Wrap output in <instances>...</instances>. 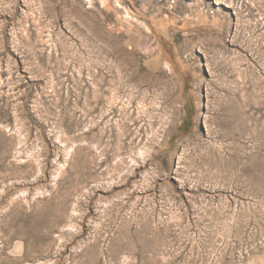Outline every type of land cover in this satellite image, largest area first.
I'll list each match as a JSON object with an SVG mask.
<instances>
[{
  "label": "rangeland",
  "instance_id": "obj_1",
  "mask_svg": "<svg viewBox=\"0 0 264 264\" xmlns=\"http://www.w3.org/2000/svg\"><path fill=\"white\" fill-rule=\"evenodd\" d=\"M0 264H264V0H0Z\"/></svg>",
  "mask_w": 264,
  "mask_h": 264
},
{
  "label": "bare ground",
  "instance_id": "obj_2",
  "mask_svg": "<svg viewBox=\"0 0 264 264\" xmlns=\"http://www.w3.org/2000/svg\"><path fill=\"white\" fill-rule=\"evenodd\" d=\"M169 92H170V90H169ZM170 93H171V92H170ZM170 93H169V94H170ZM211 165H212V164H211Z\"/></svg>",
  "mask_w": 264,
  "mask_h": 264
}]
</instances>
